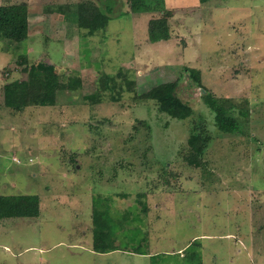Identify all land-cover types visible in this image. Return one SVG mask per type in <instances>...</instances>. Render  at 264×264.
Returning a JSON list of instances; mask_svg holds the SVG:
<instances>
[{"label":"rangeland","instance_id":"1","mask_svg":"<svg viewBox=\"0 0 264 264\" xmlns=\"http://www.w3.org/2000/svg\"><path fill=\"white\" fill-rule=\"evenodd\" d=\"M80 1L108 3L0 0L29 11L27 39L14 46L0 36V195L39 197L36 216L0 217V264H264V0H165L171 37L156 42L148 23L161 13L120 0L88 34L64 17ZM19 54L80 87L55 105L7 107L4 85L26 77ZM191 71L236 117L246 113L234 130L215 124ZM103 73L116 75L110 89ZM175 80L194 109L186 119L136 98ZM201 118L211 135L202 155L188 148ZM96 210H106L119 249H94Z\"/></svg>","mask_w":264,"mask_h":264},{"label":"trees","instance_id":"2","mask_svg":"<svg viewBox=\"0 0 264 264\" xmlns=\"http://www.w3.org/2000/svg\"><path fill=\"white\" fill-rule=\"evenodd\" d=\"M119 1L120 0H108L107 4L101 2L104 6L80 1L75 3V9L66 7L65 12H67V15H64V17L66 18V16H69V21L67 20V22L70 25L76 24L79 29H86L88 34H92L95 30L103 28L108 23L111 13ZM199 1L201 3H207L211 0ZM125 3L129 6L131 12L141 13L155 11L161 13L159 17L151 18L148 23V40L150 42L170 39L169 18L171 17L172 11L166 8L165 0H125ZM71 10L75 13L74 15L70 14ZM28 35V4L25 2L0 4V36L16 46V43H20L27 39ZM18 65L21 66V71L26 74V77L21 80H13L4 85L3 95L7 107L22 109L31 105H55L58 95L64 91V89L69 88L71 84L70 81L65 83L60 80L57 75L56 66L53 63L40 61L32 65L29 63L27 54H19ZM117 75L122 76L124 80H126L128 88H134L133 84L135 83L132 80H128L125 73L119 71ZM190 75L194 83L201 88V85L194 79L192 71ZM115 77L116 75L114 74L103 73L99 81L104 83V89H110L109 82L114 81ZM71 85H73V89H76L75 87H80L81 80L76 78ZM177 86V80L161 82L142 94L136 95V98L145 102H153L156 110L161 114L163 113L168 117L183 120L191 116L194 109L178 95ZM202 91L206 106L214 113L215 124L226 130H234L241 115L246 114L243 109L239 107L238 116L236 117V111L234 110L235 106L232 102L228 99L219 101L218 98H214L212 92L205 88L202 89ZM89 97L96 98L97 95L93 93L89 95ZM112 99L115 101L119 100V96L113 95ZM191 123L188 148L189 150L199 151L202 155L208 147L211 138L207 130V122L205 119L201 118L198 120L194 119ZM188 163L197 167L200 165L203 166L201 158L194 162L189 158ZM145 197L146 193L144 192H138L136 194L137 201L141 202ZM38 203L39 197L37 195H0V217L36 216L38 214ZM147 206L146 204V208H140V211L144 212L146 215L149 209ZM137 210L136 207V211ZM127 211L134 216L132 210L127 209L126 212ZM96 212L97 213L93 212L95 213L93 218L94 249L102 253L119 249L115 246L117 239L114 237V234H111L110 222L105 219L107 218L106 210H96ZM137 215L139 218H135V220L141 219V215ZM99 244H101V246H99ZM192 245L193 242L189 247ZM134 252L147 254V252H142L141 250H134Z\"/></svg>","mask_w":264,"mask_h":264},{"label":"crops","instance_id":"3","mask_svg":"<svg viewBox=\"0 0 264 264\" xmlns=\"http://www.w3.org/2000/svg\"><path fill=\"white\" fill-rule=\"evenodd\" d=\"M156 206L158 207V205H157V204H156ZM157 207H156V208H157ZM180 251H181V249H179V250H178V252H179V253H181Z\"/></svg>","mask_w":264,"mask_h":264},{"label":"water","instance_id":"4","mask_svg":"<svg viewBox=\"0 0 264 264\" xmlns=\"http://www.w3.org/2000/svg\"><path fill=\"white\" fill-rule=\"evenodd\" d=\"M49 63H51V62H49Z\"/></svg>","mask_w":264,"mask_h":264}]
</instances>
